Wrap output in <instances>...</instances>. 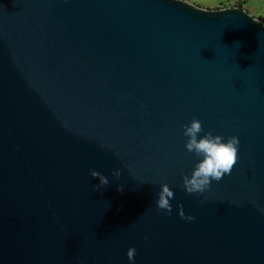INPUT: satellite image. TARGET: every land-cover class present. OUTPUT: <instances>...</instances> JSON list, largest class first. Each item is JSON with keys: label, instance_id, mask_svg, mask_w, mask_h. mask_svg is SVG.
Segmentation results:
<instances>
[{"label": "water", "instance_id": "obj_1", "mask_svg": "<svg viewBox=\"0 0 264 264\" xmlns=\"http://www.w3.org/2000/svg\"><path fill=\"white\" fill-rule=\"evenodd\" d=\"M194 118L239 141L200 195L182 186ZM0 264H264V23L185 0H0Z\"/></svg>", "mask_w": 264, "mask_h": 264}, {"label": "clouds", "instance_id": "obj_2", "mask_svg": "<svg viewBox=\"0 0 264 264\" xmlns=\"http://www.w3.org/2000/svg\"><path fill=\"white\" fill-rule=\"evenodd\" d=\"M183 136L186 138L184 145L186 151L193 153L197 162L191 173L183 177L182 186L187 194L200 195L210 188L213 181L218 182L224 175L231 172L237 163L239 141L234 136L225 138L214 135L212 132H204L201 122L195 118L183 126ZM113 175L119 177V170H115ZM91 176L96 178V173L91 172ZM156 196L155 204L158 210H167L170 214V200L174 197L173 191L167 184H164L160 186V191ZM185 218L189 222L195 219L193 216ZM134 255L135 249L130 248L127 252L130 262Z\"/></svg>", "mask_w": 264, "mask_h": 264}, {"label": "rangeland", "instance_id": "obj_3", "mask_svg": "<svg viewBox=\"0 0 264 264\" xmlns=\"http://www.w3.org/2000/svg\"><path fill=\"white\" fill-rule=\"evenodd\" d=\"M204 9H221L222 4L241 3L243 8L252 17H264V0H185Z\"/></svg>", "mask_w": 264, "mask_h": 264}, {"label": "trees", "instance_id": "obj_4", "mask_svg": "<svg viewBox=\"0 0 264 264\" xmlns=\"http://www.w3.org/2000/svg\"><path fill=\"white\" fill-rule=\"evenodd\" d=\"M222 8H227V7H238L244 11H246L244 8H243V5L241 3H236V4H230V3H227V4H222L220 5ZM253 18H256V17H253ZM256 19H259L262 23H264V17H258Z\"/></svg>", "mask_w": 264, "mask_h": 264}]
</instances>
